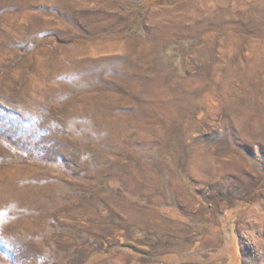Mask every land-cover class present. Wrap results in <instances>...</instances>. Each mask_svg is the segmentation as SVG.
<instances>
[{"label":"rangeland","instance_id":"374dc122","mask_svg":"<svg viewBox=\"0 0 264 264\" xmlns=\"http://www.w3.org/2000/svg\"><path fill=\"white\" fill-rule=\"evenodd\" d=\"M0 264H264V0H0Z\"/></svg>","mask_w":264,"mask_h":264},{"label":"bare ground","instance_id":"6f19581e","mask_svg":"<svg viewBox=\"0 0 264 264\" xmlns=\"http://www.w3.org/2000/svg\"><path fill=\"white\" fill-rule=\"evenodd\" d=\"M116 206V205H115ZM118 208L121 209V205L119 206L118 205ZM131 209V208H130ZM129 209V210H130ZM127 210V209H126ZM142 210V209H141ZM143 211V210H142ZM144 212V211H143ZM132 212L131 213V217H130V220L129 222L132 223V224H136L138 225L139 227L144 226H148V227H152V228H156L157 231H158V234L161 236V234H164L165 232H167L169 229L167 227H161L159 223L155 222L153 220V218H151L149 215L145 214V212ZM128 217V216H127ZM158 219V218H157ZM159 220V219H158ZM157 221V220H156ZM142 222V223H141ZM126 224V223H125ZM128 224V223H127ZM168 224V223H166ZM129 225V224H128ZM136 225H133V226H136ZM137 226V228H139ZM166 226V225H165ZM150 229V228H149ZM175 229V228H174ZM145 230V229H144ZM156 231V230H155ZM166 248H158L157 249V252H162V250H165Z\"/></svg>","mask_w":264,"mask_h":264}]
</instances>
